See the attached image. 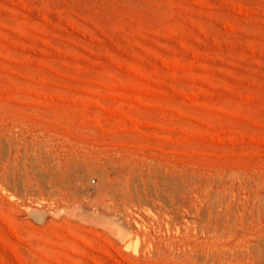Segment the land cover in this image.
<instances>
[{
  "label": "rangeland",
  "instance_id": "374dc122",
  "mask_svg": "<svg viewBox=\"0 0 264 264\" xmlns=\"http://www.w3.org/2000/svg\"><path fill=\"white\" fill-rule=\"evenodd\" d=\"M0 264H264V0H0Z\"/></svg>",
  "mask_w": 264,
  "mask_h": 264
},
{
  "label": "bare ground",
  "instance_id": "6f19581e",
  "mask_svg": "<svg viewBox=\"0 0 264 264\" xmlns=\"http://www.w3.org/2000/svg\"><path fill=\"white\" fill-rule=\"evenodd\" d=\"M123 172V171H121ZM125 174V173H124ZM127 175V174H126ZM133 178V177H132ZM136 180V179H135ZM134 181V179H133ZM136 183V182H135ZM120 188H121V192H119V195L121 197H128L129 196V186L127 185V183L125 182H120Z\"/></svg>",
  "mask_w": 264,
  "mask_h": 264
}]
</instances>
